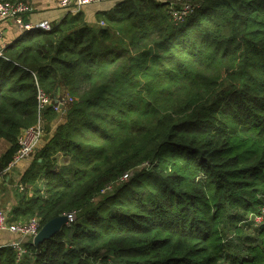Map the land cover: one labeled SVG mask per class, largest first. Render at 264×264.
<instances>
[{
	"label": "trees",
	"instance_id": "trees-1",
	"mask_svg": "<svg viewBox=\"0 0 264 264\" xmlns=\"http://www.w3.org/2000/svg\"><path fill=\"white\" fill-rule=\"evenodd\" d=\"M97 18L24 32L0 57V173L38 87L73 100L45 109L56 127L9 219L75 214L20 260L1 246L0 264H264V0H118Z\"/></svg>",
	"mask_w": 264,
	"mask_h": 264
},
{
	"label": "built area",
	"instance_id": "built-area-1",
	"mask_svg": "<svg viewBox=\"0 0 264 264\" xmlns=\"http://www.w3.org/2000/svg\"><path fill=\"white\" fill-rule=\"evenodd\" d=\"M101 1L108 0H60V5L62 8L69 10L72 14L79 13L82 11L84 6L92 3H97ZM184 9H182L178 16L181 17L186 15L188 12H191V5L185 4ZM31 11V7L24 0H12V1H3L0 0V22L12 21L21 32H27L32 30L40 31H51L53 25L48 21H41L36 25H32L24 21V16ZM104 24V22L102 23ZM6 47L3 40V32L0 30V57L4 56V48ZM73 100L71 97H52L46 91L38 87L37 92V113L38 120L37 122L24 129L19 137V149L15 153L13 161L11 162L9 168L4 172L0 173V187L5 181L8 171L11 167L20 164L21 162L33 158L38 149L42 146L45 137L47 135L44 119V111L47 107H53L57 113H61L64 110V107L71 103ZM151 163L145 162L140 168H149ZM131 173H125L120 179L116 182L109 184L105 187L101 194H106L114 190L115 185L124 183L130 177ZM18 185V184H17ZM21 191L24 190L23 185H18ZM69 223L74 221L75 214L67 215ZM256 225H261L264 223V211L261 214L253 216ZM0 229L8 230L11 233H14L20 237L19 240L14 241L11 246L17 252V259L20 260L26 253V249L23 247V243L26 241L33 242L35 237L39 234L41 230L40 219L36 216L30 218L28 221H18L11 222L8 216V211L0 209Z\"/></svg>",
	"mask_w": 264,
	"mask_h": 264
},
{
	"label": "crops",
	"instance_id": "crops-1",
	"mask_svg": "<svg viewBox=\"0 0 264 264\" xmlns=\"http://www.w3.org/2000/svg\"><path fill=\"white\" fill-rule=\"evenodd\" d=\"M31 7V11L24 16V21L36 25L41 21H48L52 25L60 23L72 13L62 8L60 0H24ZM118 0L101 1L84 6L82 13H84L86 21L89 24H96L98 14L111 10ZM0 30L3 32V40L7 46L18 38L23 32L12 21L0 22ZM60 121L62 120L59 119ZM46 135L43 144L47 141ZM42 144V145H43ZM33 158H29L18 165L11 167L7 173V177L0 188V209L9 211L11 206L16 204L17 199L14 197L15 192L13 188L17 187L20 177L28 168ZM16 190V189H15ZM2 207V208H1ZM11 221V220H10ZM20 237L8 230L0 229V247L10 245L19 240Z\"/></svg>",
	"mask_w": 264,
	"mask_h": 264
},
{
	"label": "water",
	"instance_id": "water-1",
	"mask_svg": "<svg viewBox=\"0 0 264 264\" xmlns=\"http://www.w3.org/2000/svg\"><path fill=\"white\" fill-rule=\"evenodd\" d=\"M69 219L67 215L56 217L47 222L40 230L39 234L35 237L33 243L38 245L45 240L52 238L55 234L60 232L64 225H67Z\"/></svg>",
	"mask_w": 264,
	"mask_h": 264
},
{
	"label": "rangeland",
	"instance_id": "rangeland-1",
	"mask_svg": "<svg viewBox=\"0 0 264 264\" xmlns=\"http://www.w3.org/2000/svg\"><path fill=\"white\" fill-rule=\"evenodd\" d=\"M102 23H103V22H101L100 24H101V25H104V24H102ZM65 95H67V94H64V96H65ZM61 118H63V117H62V116L58 117V120L61 119ZM55 124H56L55 122H52V123H51V128H52L53 130H54L55 127H56ZM51 128H50V129H51ZM50 129L48 130V136H50L51 132H53V131L50 130ZM6 147H7L6 144H1V146H0V148H1L0 156L5 152ZM0 188H1V187H0ZM15 189H16V188L14 187V188H13L14 192H16ZM1 208H2V207H1ZM2 210H3V209H2Z\"/></svg>",
	"mask_w": 264,
	"mask_h": 264
}]
</instances>
